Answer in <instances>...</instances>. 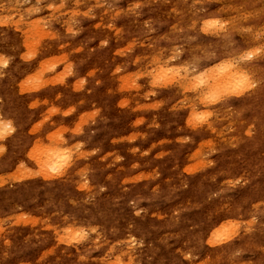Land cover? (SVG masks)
<instances>
[{"label":"rangeland","instance_id":"obj_1","mask_svg":"<svg viewBox=\"0 0 264 264\" xmlns=\"http://www.w3.org/2000/svg\"><path fill=\"white\" fill-rule=\"evenodd\" d=\"M112 263L264 264V0H0V264Z\"/></svg>","mask_w":264,"mask_h":264},{"label":"bare ground","instance_id":"obj_2","mask_svg":"<svg viewBox=\"0 0 264 264\" xmlns=\"http://www.w3.org/2000/svg\"><path fill=\"white\" fill-rule=\"evenodd\" d=\"M5 59V58H4ZM239 72V71H238ZM138 73V72H137ZM140 74V73H139ZM226 75V74H225ZM222 77V76H221ZM225 77V76H224ZM249 79V78H248ZM23 83V82H22ZM8 122V121H7ZM7 122H6V124H7ZM5 124V125H6ZM2 125H4V123H2ZM56 133H57V131H55ZM54 132V133H55ZM55 133V134H56ZM6 134V133H5ZM56 140H57V138H56ZM61 150V149H60ZM64 151V150H63ZM30 153H31V151H30ZM64 154H63V152H61V151H55V152H53L52 153V155H50L49 157H50V159H52V160H54V163H56L57 161L59 162L60 160L59 159H61L62 158V156H63ZM30 156V155H29ZM42 159V158H41ZM62 160V159H61ZM57 162V163H58ZM52 164V163H51ZM56 165V164H55ZM47 169V168H46ZM48 170V169H47ZM45 172V171H44ZM15 177V176H14ZM113 264V263H112Z\"/></svg>","mask_w":264,"mask_h":264}]
</instances>
